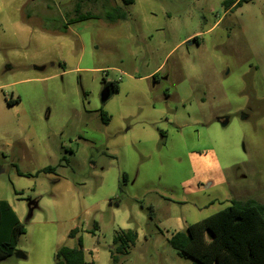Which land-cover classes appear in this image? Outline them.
<instances>
[{
    "label": "rangeland",
    "instance_id": "rangeland-1",
    "mask_svg": "<svg viewBox=\"0 0 264 264\" xmlns=\"http://www.w3.org/2000/svg\"><path fill=\"white\" fill-rule=\"evenodd\" d=\"M224 1L0 0V199H24L27 229L0 264H56L79 238L113 264L121 229L140 233L122 264H195L176 220L264 204V0Z\"/></svg>",
    "mask_w": 264,
    "mask_h": 264
},
{
    "label": "trees",
    "instance_id": "trees-1",
    "mask_svg": "<svg viewBox=\"0 0 264 264\" xmlns=\"http://www.w3.org/2000/svg\"><path fill=\"white\" fill-rule=\"evenodd\" d=\"M254 0H225L223 6L227 11H234L243 4ZM125 6L135 3V0H122ZM118 16L113 23L126 20L127 14L117 7ZM96 16L78 13L77 22L94 19ZM199 43L197 38H194ZM106 83V81L104 80ZM107 84V83H106ZM113 93L119 92V83H108ZM20 101H15L19 103ZM9 105L14 103L8 101ZM105 124L109 118L101 112ZM55 172V168L47 167L40 173ZM20 175H22L20 173ZM20 195L19 193H16ZM37 208L36 202L30 203L29 218ZM149 219L154 214L150 211ZM98 224H95V230ZM26 225L21 223L16 213L6 200H0V263L8 261L18 252L21 237L26 234ZM79 230L70 232L69 238H75ZM138 233L135 230H119L116 232L110 257L113 264H122L129 255L130 249L136 245ZM168 244L181 257H186L195 264H264V204L254 200L234 201L232 205L205 220L188 226L175 233ZM80 248L60 247L55 254L56 264H86L79 238Z\"/></svg>",
    "mask_w": 264,
    "mask_h": 264
},
{
    "label": "crops",
    "instance_id": "crops-1",
    "mask_svg": "<svg viewBox=\"0 0 264 264\" xmlns=\"http://www.w3.org/2000/svg\"><path fill=\"white\" fill-rule=\"evenodd\" d=\"M119 8H121V7H119ZM123 9V8H122ZM74 17H73V19L70 21V23L71 22H74V23H78L77 22V19H78V13H77V10H75L74 11ZM112 82H117V81H113V80H110L109 81V83H112ZM119 91H120V87H119ZM17 100H19L20 102H21V100L20 99H16V100H11V102H13L14 104L13 105H9L8 104V101L6 100V102H7V104L9 105V106H15V105H17V104H19V103H16L15 104V101H17ZM0 200H6V199H0ZM21 200H24V199H19V198H16L15 199V203H13L11 200H6L9 204H10V206L12 207V209L14 210V212L16 213V215H17V217H18V219L20 220V222L22 223L23 222V220H22V217H21V213L19 214V210H23L24 209V207L23 206H21L22 204V202H21ZM174 225H175V228L176 229H174V233L171 235V237L175 234V233H177V232H180V231H182L183 229H185V228H187L188 226H187V223L186 222H184V221H180V220H176V222L174 223ZM121 230H132V229H121ZM138 233V240H139V238H140V233L139 232H137ZM170 237V238H171ZM76 238V237H75ZM169 238V239H170ZM168 239V240H169ZM71 248V247H70ZM111 248V247H110ZM110 254V253H109ZM17 256L18 257H20V258H22V259H25L26 258V255L25 254H23L22 252H18L17 253Z\"/></svg>",
    "mask_w": 264,
    "mask_h": 264
},
{
    "label": "water",
    "instance_id": "water-1",
    "mask_svg": "<svg viewBox=\"0 0 264 264\" xmlns=\"http://www.w3.org/2000/svg\"><path fill=\"white\" fill-rule=\"evenodd\" d=\"M112 93L113 92H112L111 88L109 86H105L104 90L101 93L102 103H106L110 99Z\"/></svg>",
    "mask_w": 264,
    "mask_h": 264
}]
</instances>
